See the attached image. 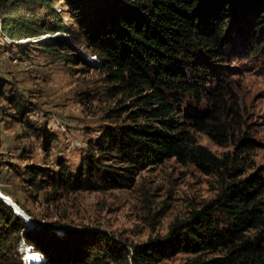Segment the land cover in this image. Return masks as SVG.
I'll use <instances>...</instances> for the list:
<instances>
[{"label":"trees","instance_id":"1","mask_svg":"<svg viewBox=\"0 0 264 264\" xmlns=\"http://www.w3.org/2000/svg\"><path fill=\"white\" fill-rule=\"evenodd\" d=\"M5 1L10 0H0ZM11 1L50 6L49 0ZM59 1L69 11L74 34L99 61L108 94L128 98L135 110L127 112L125 124L103 128L88 143L76 172L63 161L51 174L55 178L41 166L26 167L29 186L39 192L53 189L54 197L58 192L127 189L141 172L174 159L221 178L222 191L173 223L165 236L142 244L116 243L88 228L63 234L48 227L29 229L0 199V264H17L11 254L22 241V262L28 248L31 256L42 257V264H160L180 254L193 256L186 264H264V177L260 172L245 176L243 169L251 164L249 152L255 146L246 135L235 139L221 123L229 113L239 117L237 101L236 108L228 109L220 85H207L212 73L207 62L195 57L199 52L211 62H226L228 39L259 40L264 0ZM12 27L13 20H2V32L17 41L14 32L21 28ZM36 29L27 27L25 38L40 36ZM69 46L56 41L44 47L60 49L66 62L86 67L81 58L68 55ZM205 102L207 108H200ZM18 112L23 115L25 109ZM205 131L213 132L220 146L233 144L234 150L215 155L193 133Z\"/></svg>","mask_w":264,"mask_h":264},{"label":"rangeland","instance_id":"2","mask_svg":"<svg viewBox=\"0 0 264 264\" xmlns=\"http://www.w3.org/2000/svg\"><path fill=\"white\" fill-rule=\"evenodd\" d=\"M49 1L50 6L0 2V195L25 217L29 229L48 227L63 234L88 228L122 244L163 237L173 223L187 219L193 210L218 197L221 178L171 159L141 172L127 189L58 192L54 197L53 189L39 192L28 184V166H41L51 175L63 161L76 172L88 143L96 141L103 128L125 124L127 112L135 110L128 98L108 94L105 74L82 38L74 34L65 4ZM2 20H13V30L20 26L21 30L14 32L17 41L2 32ZM32 26L42 34L25 38L24 32ZM56 41L73 46H69L68 55L81 58L87 68L66 62L58 54L60 49L44 47ZM226 53V62H211L199 52L195 57L207 62L212 71L207 85H220L227 94L228 109L237 101L239 117L229 113L221 123L235 139L246 135L254 143L255 149L249 152L252 162L243 168H247L245 176L260 172L264 177V29L259 40L241 36L228 39ZM206 104L200 108H207ZM20 108L25 109L23 115L17 114ZM117 109L113 115L117 117L111 119ZM193 133L200 145L219 157L235 148L231 143L220 146L211 131ZM19 246L11 254L17 264L43 263L42 257L31 256L28 248L22 262ZM192 258L180 254L160 264H186Z\"/></svg>","mask_w":264,"mask_h":264},{"label":"water","instance_id":"3","mask_svg":"<svg viewBox=\"0 0 264 264\" xmlns=\"http://www.w3.org/2000/svg\"><path fill=\"white\" fill-rule=\"evenodd\" d=\"M70 46H71V45H70ZM71 47H72V49H73V46H71ZM94 58H95V59H94ZM94 58H93V60H96V61L98 62V64H99V66H100V63H99V61L97 60V58H96V57H94ZM0 199L5 203V205H6L7 207H9L10 209H12V210L14 211L15 215H18L19 218H21L22 220H23V219L25 220V217H23V216L17 214L16 210H15L11 205H8L6 199H4L3 196L0 195ZM31 229H32V228H31Z\"/></svg>","mask_w":264,"mask_h":264},{"label":"bare ground","instance_id":"4","mask_svg":"<svg viewBox=\"0 0 264 264\" xmlns=\"http://www.w3.org/2000/svg\"><path fill=\"white\" fill-rule=\"evenodd\" d=\"M42 40V39H41ZM28 42V41H27ZM91 64V63H90Z\"/></svg>","mask_w":264,"mask_h":264}]
</instances>
